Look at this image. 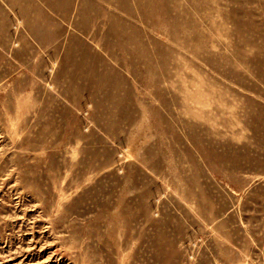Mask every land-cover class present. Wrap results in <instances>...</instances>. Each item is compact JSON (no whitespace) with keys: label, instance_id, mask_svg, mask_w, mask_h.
Returning <instances> with one entry per match:
<instances>
[{"label":"rangeland","instance_id":"rangeland-1","mask_svg":"<svg viewBox=\"0 0 264 264\" xmlns=\"http://www.w3.org/2000/svg\"><path fill=\"white\" fill-rule=\"evenodd\" d=\"M0 264H264V0H0Z\"/></svg>","mask_w":264,"mask_h":264}]
</instances>
